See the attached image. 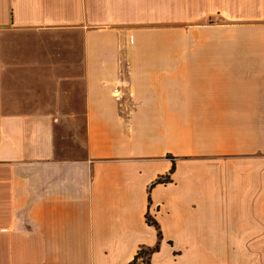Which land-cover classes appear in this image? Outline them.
<instances>
[{
	"label": "crops",
	"instance_id": "obj_1",
	"mask_svg": "<svg viewBox=\"0 0 264 264\" xmlns=\"http://www.w3.org/2000/svg\"><path fill=\"white\" fill-rule=\"evenodd\" d=\"M156 244L264 264V0H0V264Z\"/></svg>",
	"mask_w": 264,
	"mask_h": 264
},
{
	"label": "trees",
	"instance_id": "obj_2",
	"mask_svg": "<svg viewBox=\"0 0 264 264\" xmlns=\"http://www.w3.org/2000/svg\"><path fill=\"white\" fill-rule=\"evenodd\" d=\"M166 181H168V176L164 178L156 179V182H166ZM157 249H158V244H156L154 247H142L138 249L133 259L127 264H151L150 257L152 253Z\"/></svg>",
	"mask_w": 264,
	"mask_h": 264
},
{
	"label": "rangeland",
	"instance_id": "obj_3",
	"mask_svg": "<svg viewBox=\"0 0 264 264\" xmlns=\"http://www.w3.org/2000/svg\"><path fill=\"white\" fill-rule=\"evenodd\" d=\"M206 247V245H204ZM213 246L218 252L217 264H230V244L208 245ZM139 262V261H138Z\"/></svg>",
	"mask_w": 264,
	"mask_h": 264
}]
</instances>
